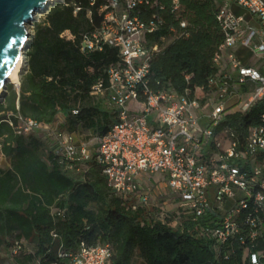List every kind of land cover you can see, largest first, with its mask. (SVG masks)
Returning a JSON list of instances; mask_svg holds the SVG:
<instances>
[{
  "label": "trees",
  "instance_id": "16d2710c",
  "mask_svg": "<svg viewBox=\"0 0 264 264\" xmlns=\"http://www.w3.org/2000/svg\"><path fill=\"white\" fill-rule=\"evenodd\" d=\"M135 13L157 29L143 36L150 52L147 88L202 100L210 79L221 72L214 63L227 33L217 20L215 0H147ZM100 3L59 0L35 25L28 43L20 88L6 86L0 95V153L8 167L0 168V264H70L60 253L75 251L84 240L107 244L110 264H264V213L254 240L238 220V238L221 245L214 231L220 214L197 215L187 203L172 212L122 199L108 186L96 162L97 141L116 123V110L107 99L92 96L91 88L107 82L109 68L122 66L121 47L105 46L101 52L82 54L81 37L97 29L106 14ZM76 8L79 10L75 13ZM90 13V16H88ZM184 23L185 27L180 24ZM69 31L74 40L61 38ZM157 46V52H151ZM264 100L244 113L225 115L216 129L230 128L239 137L260 124ZM57 125L74 137L90 135V158L67 168L56 153V142L41 131L17 135L19 119ZM210 147V151H212ZM252 256H255L256 263Z\"/></svg>",
  "mask_w": 264,
  "mask_h": 264
},
{
  "label": "built area",
  "instance_id": "2783aa9c",
  "mask_svg": "<svg viewBox=\"0 0 264 264\" xmlns=\"http://www.w3.org/2000/svg\"><path fill=\"white\" fill-rule=\"evenodd\" d=\"M177 1L173 0L174 9ZM215 1L221 4L217 20L227 37L214 58L221 74L209 80L203 102L190 98L188 91L178 96L147 88L151 54L143 47V36L160 24L155 17L144 23L136 15L137 6L148 4L147 0H87L90 6L99 2V9L107 12L97 29L81 37L79 50L82 54L101 52L105 46L122 50V66L109 68L107 82L99 81L90 91L92 96L105 97L116 110L117 121L98 139L95 154L114 194L147 205L156 189L141 188L137 179L146 184V176L159 174L165 178L164 188L197 215L220 214L219 228L214 231L218 243L225 245L237 237L244 245L238 220L242 217L254 240L264 213V114L260 124L248 128L243 137L228 127L216 129L225 115L244 113L264 100V0ZM232 4L245 10L258 27L234 15ZM61 37L74 40L71 34ZM236 47L248 49L258 65H242L233 53ZM157 51V46L151 50ZM223 57L229 61V74L222 73ZM130 102L135 112L128 110ZM14 131L20 136L41 131L51 137L56 153L71 163L69 169L74 162L90 158L89 145L77 144L57 125L20 118ZM60 257H68L70 264H110L112 251L107 244L89 245L81 240L75 251L60 253ZM252 260L256 263L255 256Z\"/></svg>",
  "mask_w": 264,
  "mask_h": 264
},
{
  "label": "water",
  "instance_id": "95a60500",
  "mask_svg": "<svg viewBox=\"0 0 264 264\" xmlns=\"http://www.w3.org/2000/svg\"><path fill=\"white\" fill-rule=\"evenodd\" d=\"M49 0H0V89L6 90L8 77L19 53L30 42L26 26L36 13L51 6ZM20 86V83L19 85Z\"/></svg>",
  "mask_w": 264,
  "mask_h": 264
},
{
  "label": "rangeland",
  "instance_id": "374dc122",
  "mask_svg": "<svg viewBox=\"0 0 264 264\" xmlns=\"http://www.w3.org/2000/svg\"><path fill=\"white\" fill-rule=\"evenodd\" d=\"M54 3L51 4V6L49 8H51L53 6ZM48 9L46 11H42L39 13H36L34 16V20L32 22H30L27 26L26 29L28 30V34H29V39L31 40L33 33H34V28L36 24L41 23L47 13ZM26 50L25 49L24 53H22L23 55V64H22V68L24 66V62H25V54H26ZM22 71V70H21ZM19 83H20V77H19ZM8 85H12L16 90H17V86L15 84H12L10 82L7 83L6 86ZM7 91L5 90L4 92L0 93H6ZM246 102V98H244L242 100V103L244 104ZM128 110L130 112H135V107H134V102H130L128 105ZM153 116H150V119H152ZM204 122L201 121V124H203ZM75 142L77 144H88L89 146H92L93 144H95L96 140L93 136L90 135H76L75 136ZM9 163L8 160H6L3 155L0 153V168H6L8 167ZM145 183L146 184H142L141 182V188L143 187H149L150 189L155 188L156 192L152 195V198L150 200V202L145 206L147 207V209L149 211L153 210L152 206L158 207V208H162V212H172L173 210H175L177 207L181 206V202H176L175 200L177 199L168 189L164 188V181L165 178L159 174L153 175V176H146L144 178Z\"/></svg>",
  "mask_w": 264,
  "mask_h": 264
},
{
  "label": "crops",
  "instance_id": "0c3cea01",
  "mask_svg": "<svg viewBox=\"0 0 264 264\" xmlns=\"http://www.w3.org/2000/svg\"><path fill=\"white\" fill-rule=\"evenodd\" d=\"M230 10L232 11V13L234 15L242 16L246 20V22L249 23L251 26L258 27V24L248 15V13L245 10L238 8L234 4H232L230 6ZM68 34H71V33L69 31H65L64 33L61 34V36L62 35H68ZM233 53L241 61L242 65H244V66H255V65L257 66L258 65L255 62L251 52L248 49H245L242 47H236L233 50ZM220 66L222 69V73H227V74L230 73L229 61H228L227 57H223ZM137 181H139V183L140 182L143 183V181L140 178H138Z\"/></svg>",
  "mask_w": 264,
  "mask_h": 264
},
{
  "label": "bare ground",
  "instance_id": "6f19581e",
  "mask_svg": "<svg viewBox=\"0 0 264 264\" xmlns=\"http://www.w3.org/2000/svg\"><path fill=\"white\" fill-rule=\"evenodd\" d=\"M56 1L59 0H49V2L51 3H55ZM28 32V30H27ZM22 64H23V55L20 52L19 53V57L18 60L16 62V64L14 65L9 77H8V82L15 84L16 86L19 85V77H20V73L22 70ZM0 93H2L1 89H0Z\"/></svg>",
  "mask_w": 264,
  "mask_h": 264
}]
</instances>
